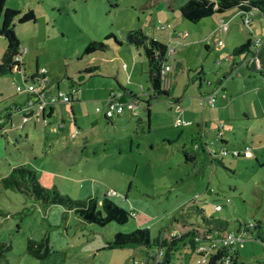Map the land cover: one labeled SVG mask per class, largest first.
Listing matches in <instances>:
<instances>
[{
	"label": "rangeland",
	"instance_id": "1",
	"mask_svg": "<svg viewBox=\"0 0 264 264\" xmlns=\"http://www.w3.org/2000/svg\"><path fill=\"white\" fill-rule=\"evenodd\" d=\"M184 2L6 0L5 7L21 15L31 10L35 21L14 22L23 67L0 77V124L12 115L11 124L0 130V244L5 248L0 264H144L141 247L107 249L106 244L115 233L136 229H148L154 239L174 219L203 225V217L213 218L226 222L232 234L258 224L264 236V77L245 68L246 53L231 57L247 37L264 40V16L255 10L246 26L233 8L191 23L179 12ZM220 18L229 28L225 34L215 32ZM138 29L174 49L166 57L171 70L162 82L169 96L151 97L147 60L125 42L126 34ZM110 33L121 45L105 39ZM179 33H186L183 40ZM91 41L104 43L105 51L84 55ZM5 48L0 36V59ZM91 63L99 65L97 75L81 72ZM42 68L47 72L43 88L52 97L68 95L72 84L78 89L72 103L54 105L47 127L34 119L24 124L25 85ZM124 90L134 92L137 106L105 119L110 92ZM211 94L213 105L206 101ZM203 135L206 146L198 140ZM246 147L250 158L219 154ZM20 166L62 196L107 197L133 219L100 227L62 205L44 206L4 187L1 180ZM168 264L205 262L185 239ZM236 264H264L256 230L248 231Z\"/></svg>",
	"mask_w": 264,
	"mask_h": 264
},
{
	"label": "trees",
	"instance_id": "2",
	"mask_svg": "<svg viewBox=\"0 0 264 264\" xmlns=\"http://www.w3.org/2000/svg\"><path fill=\"white\" fill-rule=\"evenodd\" d=\"M5 4L6 0H0V36L6 41L5 51L0 59V77L12 73L14 68L18 71L23 67L20 61H15V58L21 54V47L14 33V22L17 21L23 24L35 21V16L31 10L21 15L19 11L6 8ZM233 8L239 9L242 20L244 14H251L252 12L254 14L255 10H258L264 16V0H186L179 7V12L184 20L198 23L213 14H222ZM110 38H113L117 45H121V41H118L111 33L105 37V39ZM256 40L261 41V39L256 38L247 39L245 44L233 49L232 56L246 53L244 59L248 58L252 54L250 50L252 41ZM125 42L128 45L141 49L147 60L148 70L146 77L152 89L151 97L157 98L160 95L169 96L170 92L161 89L163 79L166 76V74H162V71L164 66L167 65V45L151 39L140 29L128 32L125 36ZM262 47L263 43L257 56L259 66L260 64L262 65L261 69L256 70L254 64L249 67L264 77V60L263 62L260 61L264 57L261 53ZM105 49L106 45L104 43L91 41L86 45L83 54L91 55L104 52ZM98 71V66L89 64L81 72L91 76ZM130 95L135 97L132 93ZM72 102L73 100L70 101V103ZM147 105L149 107L148 102ZM10 117L11 114L7 113L4 116V120L10 119ZM4 127V124H0V130ZM185 156L189 159L187 155ZM1 183L6 188L16 189L20 193L34 197L44 206L62 205L72 211L79 219L89 224H95L100 227H105L111 223L124 225L130 219H133L131 213L107 197L101 200H97L96 198L73 200L67 196H62L55 187L45 188L39 183L36 172L27 170L23 166L13 169L10 175L1 180ZM218 221L213 218L203 217V225H195L187 223L184 220L174 219L168 228L158 231V235L154 239L151 238L148 229H136L130 233L117 232L113 235L112 241L106 244V248L141 247L146 255L144 264H149V260L153 261V257L157 253L162 254L159 264H168L177 244L188 239L189 246L196 253L199 247H203L209 252L204 261L205 264H236L240 251L245 248V241L249 230L251 232L256 230L257 240L264 247V236H262L258 224L245 226L242 231L233 233L244 239L243 247L239 248L237 246L233 247L228 243L227 239L229 234L232 233H229L225 228L226 222ZM4 250V245L0 244V256ZM197 254L200 258L204 255L203 253Z\"/></svg>",
	"mask_w": 264,
	"mask_h": 264
},
{
	"label": "built area",
	"instance_id": "3",
	"mask_svg": "<svg viewBox=\"0 0 264 264\" xmlns=\"http://www.w3.org/2000/svg\"><path fill=\"white\" fill-rule=\"evenodd\" d=\"M253 12L250 14H244L242 23L246 26H249L251 23ZM217 28L215 32L217 34H225L228 32L229 28L228 25L223 21V19H219L217 22ZM186 36V33H179L178 37L179 39L183 40ZM218 46H221L223 42L221 40L217 41L216 43ZM262 42L260 40L252 41V45L250 46V50L252 54L247 58H245L242 61V64H247V65H252L255 63H258L257 56L259 54V51L261 49ZM174 50V49H173ZM172 49L170 51L167 50V56L172 54L174 51ZM20 57H16L15 61H19ZM171 70L169 65H165L162 71V74H167ZM46 70L45 69H40L37 70V75L31 80V84H26L25 85V92L28 94V99H27V117L24 119V124L28 122L29 119H34L39 123H42L44 126L49 124V119L45 116L47 113L54 108L55 104L58 105H65L66 103H70V101L73 99V97L76 95L78 89L74 87L72 84L69 87V94L65 95L63 93L58 92L55 97H52L50 92L48 90H45L43 88V84L45 83V75H46ZM207 85H210V82H207ZM218 89V88H216ZM121 94L117 93L114 94L113 92H110L108 99H107V105L106 108L103 111L104 117L106 119H112L114 116L121 115L124 111V107L127 106L129 109H133L137 106V102L135 101H130L126 102L124 100H121ZM206 101L210 104L213 105L215 103V100L213 98V94L208 95L206 97ZM97 112H101V110H97ZM26 122V123H25ZM0 123L2 121L0 120ZM180 124V122H178ZM221 126V125H220ZM76 132H74L75 135ZM71 136V133H70ZM76 136V135H75ZM221 136V134L217 135ZM220 155L226 156L230 155L231 157H239L243 156L244 158H250L252 156V153L250 151V148L246 147L243 149V151L239 150H231V151H226L225 149H221L219 152ZM114 192L108 193L110 196H114ZM221 206L217 205L215 206V211H220ZM228 243L233 246V247H239L242 248L244 245V239L236 234H229V237L227 239ZM197 253H203L204 255L202 256V261L204 262L207 255L208 251L205 250L203 247H199L197 250ZM162 254L157 253L156 256L153 257V261H148L149 264H159L161 261ZM228 262V260H226Z\"/></svg>",
	"mask_w": 264,
	"mask_h": 264
},
{
	"label": "crops",
	"instance_id": "4",
	"mask_svg": "<svg viewBox=\"0 0 264 264\" xmlns=\"http://www.w3.org/2000/svg\"><path fill=\"white\" fill-rule=\"evenodd\" d=\"M186 1V0H185ZM165 28V27H164ZM154 39V38H153ZM247 39H250L249 37H247ZM154 40H156V41H158V42H160V43H162V44H164L163 42H161V41H159V40H157V39H154ZM261 42L263 43V47H262V50H261V53L264 55V40H261ZM168 56H170V55H168ZM231 57H233V60H235L234 59V57L235 56H231ZM263 60H264V57H263V59H260V61L261 62H263ZM20 62H21V60H20ZM234 63H233V66H237V67H239V64H237L235 61H233ZM92 64V63H91ZM93 65H96V64H94L93 63ZM241 65V64H240ZM96 66H98L99 67V65H96ZM245 66V65H244ZM255 67V66H254ZM261 67H262V65L260 64V66L259 67H255L256 68V70H258V69H261ZM100 68V67H99ZM232 68H235V67H232ZM245 68L246 69H250V67L249 66H245ZM99 73V71L98 72H96L95 74H93V75H97ZM93 75H91V76H93ZM263 77V76H262ZM146 81H147V77H146ZM148 82V81H147ZM150 85V84H149ZM151 87V86H150ZM161 89L162 90H165V89H163L162 88V85H161ZM130 93H132V94H134V92L133 91H131V90H125V92L123 93L122 92V94H121V97L123 98V100H125L124 98H127V99H130L131 101L133 100L132 98H134L133 96H131L130 95ZM72 108V107H71ZM56 112H55V108H52V110H50V112L49 113H47L45 116L49 119V124H50V122H51V120L53 119V117H54V114H55ZM12 116V115H11ZM103 116H104V114H103ZM105 118V117H104ZM106 119V118H105ZM4 122L5 123H3L4 124V126H6L7 124H11V117H10V119H8V120H4ZM73 122L74 123H76L75 122V120H73ZM35 124V123H34ZM49 124L48 125H46L45 127H47V126H49ZM59 130H61V129H59ZM205 135H203V137L201 138V136H200V139H198L199 140V142L202 144V146L205 144ZM224 139V137L222 136V138H221V140H223ZM222 143L225 145V144H227V143H225V142H223L222 141ZM205 146H206V144H205ZM235 150V149H234ZM50 151V150H49ZM192 159V158H191Z\"/></svg>",
	"mask_w": 264,
	"mask_h": 264
}]
</instances>
